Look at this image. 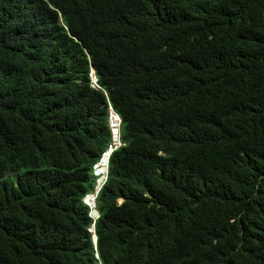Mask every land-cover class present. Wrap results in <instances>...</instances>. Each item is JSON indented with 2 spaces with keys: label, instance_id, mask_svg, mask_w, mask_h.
<instances>
[{
  "label": "trees",
  "instance_id": "obj_1",
  "mask_svg": "<svg viewBox=\"0 0 264 264\" xmlns=\"http://www.w3.org/2000/svg\"><path fill=\"white\" fill-rule=\"evenodd\" d=\"M96 254L264 264V0H0V264Z\"/></svg>",
  "mask_w": 264,
  "mask_h": 264
},
{
  "label": "clouds",
  "instance_id": "obj_2",
  "mask_svg": "<svg viewBox=\"0 0 264 264\" xmlns=\"http://www.w3.org/2000/svg\"><path fill=\"white\" fill-rule=\"evenodd\" d=\"M90 77H91V81H92V84L91 86L95 89H101L103 90V88L101 87V85L99 84V78L95 72L94 69H91V72H90ZM96 80V83H97V86H93V83L94 81ZM111 112H114L115 114H117L120 118V125H118V129H119V141H120V145L114 149L107 157V160H103L102 162H100V165H103L105 163V165H103V172L101 174H98V171H97V168L96 165H98L99 161L101 158H103L104 154L107 153L109 151V147L110 145L112 144V141H113V131H112V126H111V121H110V114ZM121 127H122V117L121 115L115 110V108L113 107L112 103L110 101H108V128H109V131H110V137H109V141H108V144L107 146L101 151V153L99 154L98 158L93 162L92 164V170H91V174L93 176V180H94V185H93V189L89 192H87L84 196H83V203L89 207L90 209V216L93 218L94 222H93V225L91 226L90 228V231L93 233V238H94V244L97 245V241L95 242V238L97 237L96 233H95V222L96 220L99 218L100 216V213L98 211V208H97V197L100 193V191L102 190V188L105 186L107 180H108V177H109V169H110V162H111V158L113 156V154L115 152H117L118 150H120L125 144L124 142L122 141V137H121ZM103 176L101 177L100 175ZM98 179H101V188L95 198V204H93V206H90L87 202H86V196L90 193H94L95 190H96V186H98ZM96 258H97V262L95 264H102V261L100 260L99 258V255L96 254Z\"/></svg>",
  "mask_w": 264,
  "mask_h": 264
},
{
  "label": "built area",
  "instance_id": "obj_3",
  "mask_svg": "<svg viewBox=\"0 0 264 264\" xmlns=\"http://www.w3.org/2000/svg\"><path fill=\"white\" fill-rule=\"evenodd\" d=\"M93 86H97L96 80L93 83ZM110 121H111V126H112V131H113V141L112 144L109 147V151L107 153L104 154L103 158L100 159L98 165H96L98 174H101L103 172V165H105V163L103 165H100V162H102L103 160H107V157L114 149H116L119 145H120V141H119V129H118V125H120V118L117 114H115L114 112H111L110 114ZM101 177L103 176L100 175ZM101 179H98V186H96V190L94 193H90L86 196V202L90 205L93 206V204H95V198L101 188ZM93 204H92V203Z\"/></svg>",
  "mask_w": 264,
  "mask_h": 264
},
{
  "label": "water",
  "instance_id": "obj_4",
  "mask_svg": "<svg viewBox=\"0 0 264 264\" xmlns=\"http://www.w3.org/2000/svg\"><path fill=\"white\" fill-rule=\"evenodd\" d=\"M97 241V237L95 238V242Z\"/></svg>",
  "mask_w": 264,
  "mask_h": 264
}]
</instances>
